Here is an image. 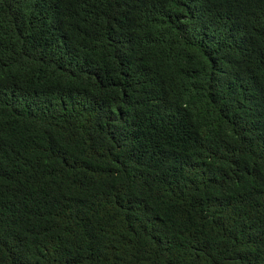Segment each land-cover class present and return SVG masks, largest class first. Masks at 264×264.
<instances>
[{"label": "trees", "instance_id": "1", "mask_svg": "<svg viewBox=\"0 0 264 264\" xmlns=\"http://www.w3.org/2000/svg\"><path fill=\"white\" fill-rule=\"evenodd\" d=\"M0 264H264V0H0Z\"/></svg>", "mask_w": 264, "mask_h": 264}]
</instances>
